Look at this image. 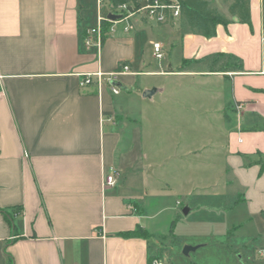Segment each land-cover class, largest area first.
I'll return each mask as SVG.
<instances>
[{"label": "crops", "instance_id": "1", "mask_svg": "<svg viewBox=\"0 0 264 264\" xmlns=\"http://www.w3.org/2000/svg\"><path fill=\"white\" fill-rule=\"evenodd\" d=\"M100 13L98 0H0V264H264V0H250V26L233 18L212 38L136 16L130 32L112 25L97 54L84 39ZM154 43L163 58L143 71ZM217 54L243 71L181 68ZM121 62L118 94L107 77L80 87ZM110 168L117 183L105 188ZM203 171L217 180L201 184ZM194 211L223 230L183 233ZM138 228L145 236L125 235ZM184 246H197L189 261Z\"/></svg>", "mask_w": 264, "mask_h": 264}, {"label": "built area", "instance_id": "2", "mask_svg": "<svg viewBox=\"0 0 264 264\" xmlns=\"http://www.w3.org/2000/svg\"><path fill=\"white\" fill-rule=\"evenodd\" d=\"M98 7L99 10H106V17L100 13L97 19V24L86 30L84 39L86 46H95L97 48V54L100 53L103 40L108 37L110 32H113L112 25L123 23L124 31L130 32L134 29L131 20L136 16H143L146 20L157 25L175 23L180 17V5L177 0H129L128 2H123L117 5H113L109 0H98ZM109 14L119 17L112 21L108 18ZM104 24H108V28L105 29ZM152 47L154 58H163L162 46L159 43H154ZM129 72V67L126 64L119 65L114 72L107 75L101 72L84 75L82 76L79 85L80 87H84L95 84V86L99 88L104 81V77H107L106 81L111 93L118 94L121 89L117 84V78L120 74H127ZM241 107V104H236L234 106L236 110H240ZM117 177V171L110 168L105 174L103 186L105 188L114 187L117 183ZM153 264L161 263L153 261Z\"/></svg>", "mask_w": 264, "mask_h": 264}, {"label": "trees", "instance_id": "3", "mask_svg": "<svg viewBox=\"0 0 264 264\" xmlns=\"http://www.w3.org/2000/svg\"><path fill=\"white\" fill-rule=\"evenodd\" d=\"M128 1L109 0L113 5ZM219 1L221 4L227 6L228 16L222 15L216 7H211L208 0H177L180 5V17L177 22L178 29L186 28L188 33L199 34L205 38H212L215 36L218 25L227 26L232 23L233 18L241 24L251 25L250 0ZM101 14L106 17V10L102 9ZM104 28H108V24H104ZM123 63L125 62H121L120 65H123ZM203 64L210 72L240 73L243 71L241 60L233 55L226 54H217L198 61L184 60L181 68L186 70ZM125 235L145 236V232L138 228ZM230 252L235 253L233 250H230ZM154 258V256L150 257L149 264L153 263Z\"/></svg>", "mask_w": 264, "mask_h": 264}, {"label": "rangeland", "instance_id": "4", "mask_svg": "<svg viewBox=\"0 0 264 264\" xmlns=\"http://www.w3.org/2000/svg\"><path fill=\"white\" fill-rule=\"evenodd\" d=\"M88 1V4L90 5V7L91 8H93L94 6H95V0H87ZM150 30H168V29H163V28H161V29H159L157 26H153V29H150ZM153 32V31H152ZM154 34H158V39L160 40V38H161V34L160 33H155V31H154ZM157 37V36H156ZM147 49V52H145V54H144V58H143V64H144V67L143 68H141L143 71H148V70H152V69H154V67L156 66V62L158 61V59H155V58H153L152 57V49H148V48H146ZM170 53H172L171 55H172V59H174V61H175V59H176V57H177V54H176V51L174 50L173 52H170ZM165 57V56H164ZM173 61V63H175ZM140 79L141 80H144L145 82H148L149 80L151 81V80H156L155 78H153V77H149V76H141L140 77ZM158 81L160 82V79H158ZM171 87L172 86H174V84H172V83H170L169 84ZM187 86V84H185V87ZM189 90L191 91V90H193V92H195V91H197L196 90V88L194 89V88H188V90H187V92H189ZM168 93V92H167ZM127 93H124V94H122V95H126ZM168 96V95H167ZM168 99H169V96H168ZM144 102H146L145 104H148V105H151V106H153V103H148V101H144ZM195 103L196 102H194V105H195ZM139 105H140V103H136V102H133L132 104H130V106L132 107V109H131V114H130V118H133V119H136V120H138V109H139ZM169 105H170V102H169ZM206 107H208V108H211L212 106H205V108ZM198 108H200V110L202 111V109L201 108H203V107H198ZM214 117V116H213ZM190 117L188 116V115H185L184 116V121H183V123L184 124H189V119ZM215 118V117H214ZM203 119L204 118H201L200 120H201V122L203 121ZM215 120V119H214ZM206 130V129H205ZM206 133H207V131H204V130H200V132H199V134H200V144H198V145H195V146H193V148L194 149H199L198 147L202 144V139L203 138H205L206 137ZM187 145L185 144V150H186V147ZM181 148H179V150H180ZM184 150V151H185ZM168 152H169V149H168ZM153 157V156H152ZM203 163H205V161L203 162ZM201 170H204V167H203V165H201ZM154 171V170H153ZM155 171H157V170H155ZM183 172H184V174H187V168H186V166H185V169L184 170H182ZM171 173V171L170 170H168V173ZM204 172V174L203 173H201L200 174V179H201V184H205V185H209V184H213L216 180H217V178L215 177L216 175L214 174V176L211 174V173H209L208 171L206 172V171H203ZM188 174H189V171H188ZM207 198V197H206ZM204 199V200H202L203 202L205 201V202H208V200L207 199ZM204 202V203H205ZM215 204H217L218 203V201H213ZM186 203H187V201L184 199V202H183V205L185 206L186 205ZM211 214V213H210ZM214 214H212V215H208L207 214V212H205V211H201V212H197V211H194L193 213H191V215L190 216H183V218H184V221L182 222V224H181V231H183V233L185 232H190V234L191 233H196V232H198V233H203V234H199V235H205V236H207V237H209V236H212L211 235V233H213L214 231H216L217 233L218 232H220V230H223V226L224 225H221V223H220V221H218L217 223H216V220H215V218H214V216H213ZM218 216V215H217ZM213 221H215L214 222V224H212L213 223ZM224 222V221H223ZM202 236H201V238H202ZM205 236H203V237H205ZM174 238H177V234H176V236L175 235H173V236H171L170 237V240H174ZM168 238H166L165 240H167ZM202 240V239H201ZM167 243H169V242H167ZM177 245H179V244H181V242L179 241V242H177L176 243ZM182 252H183V249L181 250V259L182 258H184V259H186V260H191L192 258H194L193 256V254H188L189 256H185V255H182ZM201 252V251H200ZM242 252H243V250H242ZM244 254H245V249H244Z\"/></svg>", "mask_w": 264, "mask_h": 264}, {"label": "water", "instance_id": "5", "mask_svg": "<svg viewBox=\"0 0 264 264\" xmlns=\"http://www.w3.org/2000/svg\"><path fill=\"white\" fill-rule=\"evenodd\" d=\"M119 16H116V15H112V14H109L108 15V18L112 21L118 19ZM155 90H149V91H145L143 93V97L144 98H150V96L154 93ZM197 249V246H184L183 248V252L182 254L187 256L190 252H193Z\"/></svg>", "mask_w": 264, "mask_h": 264}]
</instances>
